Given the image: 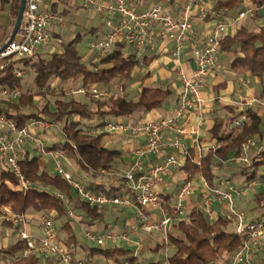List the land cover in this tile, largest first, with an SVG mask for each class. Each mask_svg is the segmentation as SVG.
Here are the masks:
<instances>
[{
	"label": "trees",
	"instance_id": "trees-1",
	"mask_svg": "<svg viewBox=\"0 0 264 264\" xmlns=\"http://www.w3.org/2000/svg\"><path fill=\"white\" fill-rule=\"evenodd\" d=\"M172 0H170L171 2ZM211 3L204 17L205 21L225 23L235 21L239 12L245 11L248 6L252 9V17H264V0H204ZM20 0H0V11L8 8L10 29H12L18 13ZM7 34L3 40H6ZM58 36H55L57 38ZM81 38L78 34L73 40L62 44L60 50L37 53L31 58H21L19 61H10L7 67L0 71V90L20 89L21 97L9 100L0 96V112L11 118L18 129L24 127L31 120H40L52 124L62 138V142L54 143L46 152L60 153L71 158L81 171L92 179L106 177L105 173L121 175L116 165L122 158L119 150L106 146L103 131L104 126L114 119L145 114L161 108L169 100L171 91L168 88L141 87L137 97L131 99L120 95L116 99H95L89 93L81 95L82 99L74 95L65 96L54 93L52 81L68 86H88L96 84L98 87L108 89L113 82H117L123 89L131 81L134 68L139 60L132 54H125L123 43H118L112 52L105 57H97V62L86 61L79 55L77 42ZM4 43V42H3ZM2 43V44H3ZM1 44V45H2ZM0 45V46H1ZM220 53L229 54L231 61L229 68L237 77L249 76L261 78L264 74V24L255 28L242 25L233 35L225 34L220 42ZM15 68L24 69L32 75L28 85L21 79L12 76ZM28 71V72H27ZM25 77V78H26ZM24 78V79H25ZM264 96V87L262 88ZM50 97L52 100H50ZM237 107H227L230 116L215 119L209 130L211 139L216 146L208 149L200 159L199 165L193 162V153L190 152L182 168L186 181L195 176L202 178L207 185L212 186L218 180L231 182L235 178L243 177L242 183L257 180L261 187L253 193L250 208L253 214L252 221L264 220V151H254L250 156V165L236 163L241 146L251 138L264 137L260 130L261 117L257 110L245 109L239 114ZM239 115H245L246 121L241 128L233 127ZM41 156L29 155L20 162V170L24 177L34 184L35 188L26 193L14 190L15 179L8 170L0 169V206H8L13 212L29 216L47 214L54 221L63 218L59 224L58 241L72 251L78 241L76 238L73 220L68 216L69 210L80 211L77 228L88 227L101 222L104 218L101 207H90L77 199L74 191L55 173L44 170L40 164ZM230 162L241 166L232 176L224 177L217 174L225 170ZM262 169L257 177V172ZM234 176V177H233ZM233 177V178H232ZM225 178V179H220ZM109 179V178H108ZM120 186L123 187V178ZM81 182V181H80ZM241 184V183H240ZM86 190L110 196L123 195L124 191L112 186L108 182H92L91 186L84 185ZM116 191V192H115ZM63 195V200L56 198L55 194ZM169 197L165 199L167 202ZM163 210L171 217L168 206ZM190 222L172 223L168 231V240L172 253L167 257L166 264H231L236 251L243 244L245 236L230 230L234 222L218 216L209 221L200 208H192L188 213ZM10 229L9 224H0V230ZM57 233V232H56ZM63 236H62V234ZM163 243L158 244V249ZM25 244L20 241L0 246V264L24 251ZM86 257H102L107 264H133L137 261L131 250L114 246L104 248L85 249ZM93 263V262H92ZM16 264H42L40 255L30 254L21 258ZM145 264V263H144Z\"/></svg>",
	"mask_w": 264,
	"mask_h": 264
},
{
	"label": "built area",
	"instance_id": "built-area-1",
	"mask_svg": "<svg viewBox=\"0 0 264 264\" xmlns=\"http://www.w3.org/2000/svg\"><path fill=\"white\" fill-rule=\"evenodd\" d=\"M50 1L54 2L55 0H25L19 28L13 40L0 52V60L12 57L31 58L39 52L41 46L50 43L59 47L62 44L61 39L53 37V32L55 26L61 27L63 25V19L60 14L50 9ZM134 1L136 0H82L84 8L90 6L93 11L103 12L111 17V19L105 20L106 32L104 36L92 41L90 49L97 57H105L112 52L118 43H123L131 49L134 58L141 60L145 55L151 27L154 24L161 27V35L168 36L172 41L174 46L172 56L175 59L179 58L185 43L189 44L195 67L190 76H186L180 67L176 69L181 83L177 96L179 106L176 108L173 117L169 119L140 122L135 126L123 125L120 122H108L104 126L103 131L107 134L130 129L134 135L144 138V144L133 151V160L124 175H119L123 178L128 193L110 196L86 190L83 183L76 179V174L67 171L57 160H54V172L59 178L67 182L66 184L75 194L90 207L97 208L112 204L133 208L141 227L160 234L163 253L167 259L171 246L168 240L169 228L174 219L185 224L190 222L185 210V203L194 193L195 186L192 181L184 182L178 188L174 197V204L170 209L174 217L164 213L162 192H160L159 186L165 176H172L174 170L181 168L182 165L175 155H165L163 151L166 148H172L178 150L186 158L188 153L181 142V138L198 136V126H190L189 129H186L176 123L179 119L185 118L190 111L201 112L202 100L199 96V88L204 84L210 72L219 67L220 42L226 34L228 25L218 22L212 31L204 36H200L194 31L190 15L191 9L196 7L201 18H204L211 5L209 1L185 0L174 17L158 3L146 10H138ZM251 13L253 12L250 8L239 12L235 21L244 19ZM9 63L0 65V71ZM12 74L21 80L26 77L25 70L20 68H15ZM53 88L52 92L62 93L65 96L89 93L95 99H116L123 95V88L120 85L113 89H103L96 84L62 88L53 86ZM0 96L15 100L21 97V90L15 88L11 90L2 89ZM255 103H258L256 98L246 100L239 96L235 105L248 109L252 108ZM245 121V115H239L232 121L231 125L235 128H241ZM53 127L52 124L45 121L31 120L24 127L18 129L11 118L0 112V163L14 177V190L26 193L35 188L34 184H31L22 174L20 162L29 156L28 144L38 148L40 154H46L41 142ZM167 130L174 135L169 142L163 138ZM254 151H264V137L259 143L254 139H248L241 146L236 163L249 166L250 156ZM149 155L158 160L144 172V158ZM200 159L195 163L199 165ZM105 175L110 180L119 177L115 174L105 173ZM202 183L204 195L200 209L205 213L206 218L209 221L215 220L209 209L213 201L224 202L227 209L222 217L227 221L236 222L235 233L245 236V240L233 256L231 264H257L258 257L260 255L264 257V220L246 221V214L234 207V200L254 192L255 187L260 185L259 182L254 179L246 183L234 184L225 180H218L216 184L209 186L202 179ZM130 195L134 197L132 198ZM55 196L59 200L64 199L63 195L59 193H56ZM151 210L162 213L161 219L151 220L147 214ZM68 216H72L71 211L68 212ZM0 224H9L11 234L25 244L24 251L9 258L5 264H16L21 258L32 253L49 256L54 259L56 264H93L88 259L77 258L71 250L58 241L53 223L47 214L39 215L37 220H32L26 215L13 212L8 206H0ZM7 232L9 233L8 229ZM84 236L87 241L97 245H103L117 239L123 242L127 241L125 234L114 235L110 232L97 235L91 231H85Z\"/></svg>",
	"mask_w": 264,
	"mask_h": 264
},
{
	"label": "crops",
	"instance_id": "crops-1",
	"mask_svg": "<svg viewBox=\"0 0 264 264\" xmlns=\"http://www.w3.org/2000/svg\"><path fill=\"white\" fill-rule=\"evenodd\" d=\"M63 1L64 0H55L54 2L50 1L49 2L50 9L58 14L60 13L62 14L63 12H59L58 8ZM66 1L69 4V9L81 8L89 12L88 13L89 18H87L86 20L80 19L78 23L79 26L81 27L80 31L83 34L76 33L75 31L71 33L68 32L67 35L71 36L68 42L73 40L78 34L80 36L87 35L93 37L94 40L100 37L102 38L104 36L106 32V28L102 24L92 25L91 22L96 21L97 19H99V17H100V22L101 21L103 22V19L105 20L106 17H108L107 14L103 12H95L92 10L90 6L84 8L82 5L83 4L82 0H66ZM184 2L185 0H172L171 2L170 0H136L134 1V4L138 10H146L158 3L162 5L163 8H165L167 11H169V13L174 17L178 13L180 5L184 4ZM190 15H191V22L194 31L198 33L200 36L209 34L212 31V28L215 26V24L218 23L217 21H205L204 18H201L196 7H192ZM226 24L228 25L227 26L228 31L226 32V34L233 35L237 30V28H239L242 25L251 26V28L253 27L255 28L258 25L264 24V17L255 18L249 15L248 17L237 21L228 20ZM62 27L63 25L61 27L55 26L53 37L58 36L57 38L61 39V33L59 29H61ZM161 31L162 29L159 25L154 24L151 27L150 39L149 42L147 43L148 45L146 48L145 55L141 60H139L140 62L139 65L136 68H134L131 76L132 79L127 84V86L124 87L123 95H125L128 98L135 99L141 87H153V83H155L157 80L159 81L173 80L177 82L178 84L177 91L174 93L170 90L171 95L169 100L165 103L164 106L161 107L162 108L161 111L163 112L157 113L156 110H153L145 114L138 113L133 116L126 117L128 120H130V123H125L118 119H116L115 122H120L123 125L135 126V124L140 122H147V121H153L159 119L161 120L169 119L173 117L176 108L179 106L177 96L181 88V83L178 78L176 69L180 67L186 76H190L191 71L195 67L194 59L190 53V46L187 43H185V45L181 49L179 58L175 59L172 56L173 48H174L173 43L168 36L161 35ZM10 32L11 29H10L9 12H8V8L5 7V9H2L0 11V45L6 41L3 39L7 34L9 35ZM231 59L232 58L229 54H225V53L218 54L219 67L215 68L213 71L210 72V74L205 79L204 84L199 88V96L202 100L201 112L197 113L195 111H190L187 113L185 118L179 119L176 123L178 126L180 127L184 126L186 129H189L190 126L191 127L198 126L199 132L197 137L186 136L181 138V142L186 147L187 153L188 154L190 152L193 153L194 156L193 162H197L200 158H202L205 155L208 149L214 148L216 146L215 140L211 139L209 135V130L213 125V121L215 119H221L230 116V113L226 108L236 107L235 103L239 96L246 100L250 98H256L258 100V104L259 103L260 104L259 106L256 105L257 107L253 105L252 109L257 110V113L260 117L264 114V102H263L264 97L262 96V94H259L261 91L257 88L255 90L250 87L247 81L250 78L249 76L236 77L234 72H232L231 69L229 68ZM84 60L86 61L92 60V62H97L98 59L89 58ZM255 79L257 80L259 78H255ZM236 81H238V83H236ZM52 85L55 86V88L68 87V85L60 84L56 80L52 81L51 86ZM236 85L238 89H236ZM109 86L110 87L108 89H113L116 86H119V84L117 82H113ZM74 96L77 97L81 95H74ZM173 136H174L173 133L167 130L164 133L163 138H165L166 142H169L172 140ZM104 140L107 147L119 150L122 153V158L120 162H118V164L116 165L117 169L120 172L126 171L127 166H129L133 160V151L139 146H142L144 144V138L134 135L130 129L124 132L108 134ZM43 141L50 142L51 140L47 135L44 138V140H42V142ZM52 141L53 142L51 143V145H53L56 140L52 139ZM30 149L31 146L28 144L27 150L29 151V155H30ZM163 152L165 155H175L182 165L181 168H176L174 170L172 176H165L162 184L159 186V190L160 192H162L161 199L163 202V207L165 204L169 203L168 206H170L169 209H171V207L174 204V197L176 192L178 191V188L185 182L186 175L182 170V168L185 164L187 157L184 158L178 152V150L172 148H166ZM57 155L64 156L60 153H53V152H46L45 156L43 157L41 156L40 164L44 168V170H46L47 172L53 171V173H55L54 160L59 161ZM69 159L72 160L71 158ZM157 160L158 159L154 156L149 155L145 157L143 162L144 172H146L149 166L154 164ZM72 162L74 161L72 160ZM73 174H76V176L79 178V181H81L83 185L91 186L92 182H96V183L108 182V183H112L113 187L118 188L120 186V182H119L120 180L117 179L110 180L107 177H105L104 179L97 178L95 180L92 179L89 175H87L83 171H81L80 168L78 169V172L76 171ZM191 181L195 186V191L186 200L185 210L187 213H189V211L192 208H201L202 196L204 195L202 178H199V176H195L194 179H192ZM122 183L124 184V182ZM216 183L217 180L214 182V184ZM123 187L125 188V184ZM130 196L132 198L134 197L133 195ZM167 197H169V200L166 202L165 199ZM213 203L214 205H216L215 206L216 208L214 210H211V206ZM235 208L245 213L246 201L241 200L239 202V205H237ZM105 209L106 210L103 211V214L105 213L104 218L101 222L99 223L97 222V224L93 226H88V227L82 226L83 230L86 229V231H91L97 235H102L106 233L105 231L110 225H115L118 227V233L114 235H120L123 233L126 234L127 232H130L133 233V235H135L136 237H138L139 231L142 227L140 226L139 221L137 220V216L133 208L124 207L122 208L123 210H120V212L117 211L116 208L115 210L117 211V215L113 218H111L109 215L106 216V213L109 214L111 212L110 210H113L112 206H107L105 207ZM209 209L211 211L212 216L216 219L218 216L220 217L223 215V213L227 209V205L224 204V202L213 201ZM125 210H126L125 214H127L128 216L122 214ZM147 214L151 220H159L162 217V213H160L159 211L156 212L151 210L150 212H147ZM28 217L31 218L32 220H37V217L39 216L31 214ZM109 217L111 218V222H110L111 224H109L106 221ZM174 223H177V221ZM33 229L35 230L34 227ZM6 232L7 229L0 230V246H6L9 243V237L11 234H9L8 232L6 234ZM156 234L160 236L158 232ZM150 239L151 238L149 239L142 238L143 241L139 242L138 244L132 242L124 243L119 239L114 240L113 242L115 243V246H119V247H122L124 244H126L125 248L131 250L133 255L139 258V256L144 253L143 247H147L148 249L146 250L150 254L154 255L157 253L158 244L161 242H159L158 237L153 238V242H151ZM81 247L78 249L79 252H82L84 249L83 247L82 248ZM131 247L133 248L135 247V251H133ZM75 250L76 247L73 249L74 255H75ZM172 251H173L172 247H170V250L168 251V256L171 255ZM41 259H42V264H56L54 259L49 256L41 255ZM166 261L167 259L165 257V254L163 253V259L161 260L153 258L151 259V261H142V260L139 261V259H137V261L133 264H144V263L166 264ZM100 262L101 261L97 263L96 261L95 263L93 262V264H101ZM263 262H264V257L263 256L261 257L260 255L257 259V264H262Z\"/></svg>",
	"mask_w": 264,
	"mask_h": 264
},
{
	"label": "rangeland",
	"instance_id": "rangeland-1",
	"mask_svg": "<svg viewBox=\"0 0 264 264\" xmlns=\"http://www.w3.org/2000/svg\"><path fill=\"white\" fill-rule=\"evenodd\" d=\"M58 11L59 12H63L62 14L60 13L61 14V17L63 19V27L61 29H59V31L61 33V41H63V44H66V43H68V40L71 37V36L67 35L68 32L71 33L73 31H75L76 33H81V31H80L81 27L78 24L79 23V20L80 19L86 20L87 18H89V14H88L89 12L86 11V10H83L81 8H72V9H69V4H68V2L66 0H64L59 5ZM107 19H111V17L108 16V17H106L105 20H107ZM105 20L103 19V22L102 21L100 22V17H99V19H97L96 21H92L91 24L92 25L102 24L105 27ZM77 24H78V26H77ZM227 31H228V28L226 29V32ZM81 34H83V33H81ZM98 39H101V37L98 38ZM92 41H94L93 37H90V36H87V35H82L81 38L77 42V50H78V53H79L80 56L84 57V59H89V58L98 59L97 56L95 55V53H93L91 51V49H90V44H91ZM60 49H61V46L57 47L55 45H52V44L48 43L47 45L41 46L39 48V53L40 54H44L46 52L60 50ZM123 50H124V53L125 54H131L132 53L131 49L128 46H125ZM19 60H21V59L20 58H17V57L8 58V59H5V60H2L1 59L0 60V65H2L4 63H7V62H10V61H19ZM31 80H32V75L28 72L27 73V77L22 80V83L25 84V85H28ZM257 80L255 78H253V77H250L247 81H248V84L250 85L251 88H253L255 90L257 88L260 91H262V88L264 87V74L262 75V77L260 79H257ZM236 83H238V81H236ZM160 86H161V88L168 87L174 93L178 89L177 88V86H178L177 82H175L173 80H170V81H159V80H157L155 83H153V87H160ZM236 89H238L237 85H236ZM77 97L79 99H82L81 96H77ZM48 98H50V97H48ZM50 100H52V99L50 98ZM263 102H264V99H263ZM259 104L258 103H255L254 106H256V105L259 106ZM236 107H237L236 108V113H238V114L246 109L244 107L242 108V106H236ZM158 109H156L157 113L163 112V111H161L162 108H158ZM118 120H121L122 122H125V123H130V120H128L126 117L119 118ZM115 121H116V119L113 120V122H115ZM260 121H261V125H260L261 128H260V130L262 132H264V114L261 116V120ZM48 137L51 140L50 142H46V141L41 142L42 143V147H44V148H48L49 146H51V143L53 142L52 139L53 140L54 139L56 140L55 143L62 142V138L59 135V133H57V131L55 130V128H52L51 130H49ZM251 139H254L257 143L260 142V139L258 137L251 138ZM34 154L35 155H38L39 154L42 157L45 156L44 154H40V150L38 148L31 147V149H30V156L31 155H34ZM57 158L60 161V163H62V166L67 171L69 170V172H71V173H74L76 171L78 172V169L79 168L74 164V162H72V160H70L69 158H68L69 159L68 160L67 157L60 156V155H57ZM224 167H225V170L218 171L217 174L219 176H224V177L227 178L229 176H232V173L233 172L235 173L236 171H238V169L241 166H238L236 164H233V163L228 162ZM0 169H4L5 170V168L2 165L0 166ZM127 169H128V166H127ZM118 172L121 175H124V172H120L119 170H118ZM261 172H262V169H259V172H257V177L261 174ZM49 173L53 174V171H51ZM75 177H76L77 180H79V178L77 176H75ZM220 179H225V178H220ZM216 180H217V178H216ZM242 181H244V178L243 177H239V178H235V180H231V183L240 184V183H242ZM258 187H261V186L258 185ZM119 188H120L121 191H124V194L125 193H128V191L126 190V188H124V187H122V188L119 187ZM257 190H258L257 187H255L254 192L257 191ZM254 192L247 193L245 196L237 197L234 200V203H235L234 207H236L237 205H239V202L241 200L242 201H246V208H245L246 221H251V219L253 217L252 216V213L250 211V208L252 207V203H250V200L252 199V196H253V193ZM77 199L79 201L83 202L78 196H77ZM107 206H112V208H113V210H110L111 212L109 214L106 213V216L109 215L111 218H113V217H115L117 215V211L120 212V210H123L122 208H124V207H120L118 205H112V204H110V205H105V206L101 207V208H103L102 210L105 211L106 210L105 207H107ZM215 206L216 205H214V203H213L212 206H211V210H214L216 208ZM116 208H117V211L115 210ZM69 211L72 212V216L70 218L73 221L70 222V223H72V225L75 227L76 238H77V241H78L77 246H76V250H75V256L77 258H85V259H88V261H92L94 263L96 261H97V263L99 261H101L100 262L101 264L106 263L105 260L102 257H98V256H93L91 258H87L86 257L87 250H85V249L94 248V247L97 248L98 245L96 243H94V242H90V241H87L85 239L84 232L86 231V229L83 230V227L77 228V226H76L77 223L76 222L82 216V213L80 211L73 210L72 208ZM125 212H126V210L122 214L128 216L127 214H125ZM110 217L106 220L109 224H111L110 223L111 222V218ZM51 221L53 223V220L52 219H51ZM63 221H64L63 218L58 219L57 221L56 220L54 221L53 227H54L55 231L57 232V235L58 236H59V233H58L59 224L61 222H63ZM176 221L177 220L174 219L172 223H174ZM235 229H236V222H234V223H232L230 225V230L234 231ZM8 231L11 234V230L9 229ZM105 232H110L112 234H117L118 233V227L115 226V225H110ZM156 233L157 232H155V231L147 230V229H145V228L142 227L140 229V231H139L138 237H136L135 235H133V233H130V232H127L126 234L123 233V234H125L127 236V241H124V243L125 242L126 243L127 242H132V243H137L138 244L139 242L143 241L142 238H148V239L151 238L150 241L153 242V238H157V237L159 239V242L162 243V238L158 234H156ZM62 236H63V234H62ZM160 238H161V240H160ZM17 240L18 239H16L15 235H13V234L10 235V237H9V243H13V242H15ZM169 244H170V242H169ZM81 246L84 249H83L82 252H79L78 249ZM114 246H115V243L113 241H109V242H106V243L103 244V247L104 248H106V247L107 248H110V247H114ZM122 247L125 248L126 247V244H124ZM143 248H144V253L139 256V258H138L139 261L140 260H142V261H151V259H153V258L154 259H160V260L163 259V249L160 248L157 251V253L153 255V254H150L146 250V249H148L147 247H143ZM131 249L133 251H135V247L134 248L131 247ZM262 264H264V262Z\"/></svg>",
	"mask_w": 264,
	"mask_h": 264
},
{
	"label": "water",
	"instance_id": "water-1",
	"mask_svg": "<svg viewBox=\"0 0 264 264\" xmlns=\"http://www.w3.org/2000/svg\"><path fill=\"white\" fill-rule=\"evenodd\" d=\"M24 3H25V0H20V4H19L20 8L18 9V13H17V16L15 18L13 27L11 29V32H10L8 38L6 39V41L0 47V52L13 40V38L16 35V32H17V30L19 28V25L21 23L22 13H23V9H24Z\"/></svg>",
	"mask_w": 264,
	"mask_h": 264
}]
</instances>
